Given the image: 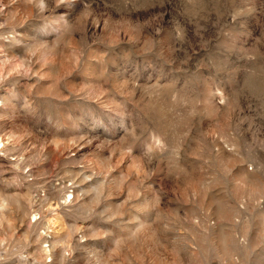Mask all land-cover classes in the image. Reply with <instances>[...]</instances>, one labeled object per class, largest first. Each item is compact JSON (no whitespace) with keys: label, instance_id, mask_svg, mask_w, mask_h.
I'll use <instances>...</instances> for the list:
<instances>
[{"label":"clouds","instance_id":"9594fccd","mask_svg":"<svg viewBox=\"0 0 264 264\" xmlns=\"http://www.w3.org/2000/svg\"><path fill=\"white\" fill-rule=\"evenodd\" d=\"M0 264H264V0H0Z\"/></svg>","mask_w":264,"mask_h":264}]
</instances>
